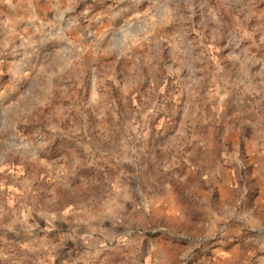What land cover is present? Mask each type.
<instances>
[{
	"label": "rangeland",
	"instance_id": "374dc122",
	"mask_svg": "<svg viewBox=\"0 0 264 264\" xmlns=\"http://www.w3.org/2000/svg\"><path fill=\"white\" fill-rule=\"evenodd\" d=\"M139 237L264 264V0H0V264Z\"/></svg>",
	"mask_w": 264,
	"mask_h": 264
},
{
	"label": "crops",
	"instance_id": "0c3cea01",
	"mask_svg": "<svg viewBox=\"0 0 264 264\" xmlns=\"http://www.w3.org/2000/svg\"><path fill=\"white\" fill-rule=\"evenodd\" d=\"M123 240V241H122ZM171 239L158 238H135V239H114L109 250L117 251L119 257L124 261L119 264H127L125 262L127 255L138 254L140 257L139 264H177L175 261H170L172 255L176 253L174 243ZM242 239H213L201 250V255L198 256L191 264H235L240 255L244 252ZM248 242L250 239H245ZM253 242L259 243L260 250H264V243L260 239H252ZM261 242V243H260ZM121 245V246H119ZM134 245V248L132 246ZM95 253L107 252L105 248L95 247ZM105 264V259H102ZM101 261V262H102Z\"/></svg>",
	"mask_w": 264,
	"mask_h": 264
}]
</instances>
